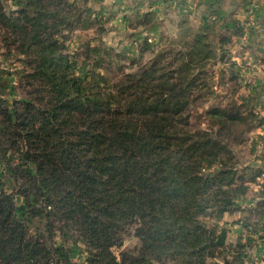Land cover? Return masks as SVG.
Wrapping results in <instances>:
<instances>
[{
    "label": "trees",
    "instance_id": "16d2710c",
    "mask_svg": "<svg viewBox=\"0 0 264 264\" xmlns=\"http://www.w3.org/2000/svg\"><path fill=\"white\" fill-rule=\"evenodd\" d=\"M53 2L60 7L14 0L11 9L0 0V28L23 55V77L38 95L8 103L0 94V264H74L71 239L85 244L82 264H194L208 234L201 217L243 210L237 199L261 174L240 167L231 147L243 139L237 127L261 125L247 124L254 115H244V102L208 109L206 129L190 122V105L212 86L211 70L226 52L200 31L170 60L174 50L165 48L142 63L151 46L144 39L140 56L112 50L121 76L110 90L89 86L74 74V57L105 46L68 53L64 35L79 23L88 27L80 6L87 1ZM150 22L147 14L139 21ZM94 59L92 78L101 76L103 57ZM132 226L139 247L118 258L113 250Z\"/></svg>",
    "mask_w": 264,
    "mask_h": 264
},
{
    "label": "rangeland",
    "instance_id": "374dc122",
    "mask_svg": "<svg viewBox=\"0 0 264 264\" xmlns=\"http://www.w3.org/2000/svg\"><path fill=\"white\" fill-rule=\"evenodd\" d=\"M53 1L43 0L49 8L58 9L60 6ZM70 1L83 3V0ZM86 1V4L80 6L86 8L82 18L89 24L88 27L84 28L83 24L79 23L73 29L64 31V35L68 53L81 52L87 44L96 46L101 42V46H105L106 51L98 55L91 54L87 59L83 54L74 57L78 62L74 74L89 86L110 90L113 82L121 76L112 50L120 52L126 58L140 56L139 47L144 39H147L151 46L141 54L142 63L151 60L157 50L165 48L174 50L167 55V59L170 60L186 40L200 31L205 32V40L210 39L224 49L225 62L218 61L211 70L212 86L197 93L199 97L190 105L188 112L190 122L194 128L206 129L209 126L206 115L208 109L215 106L227 107L230 102L236 104L244 102L242 108L244 115H254L252 117L248 115L247 124L261 121V125L246 132H244L246 124L237 127L238 131L243 130V139L238 144L233 143L231 147L240 167L252 165L261 174L249 185L247 195L237 199L243 210L224 213L220 217L212 215L201 217L208 229L205 242L208 241L209 236L215 239L223 227L227 230L226 240L223 245L206 249L202 259H194L193 262L194 264H264V45L261 44L257 49L255 45L252 49V44L258 43L256 38L259 36L257 0L243 1V13L237 17L229 14L218 16L215 12L208 14L207 19L202 23V28L188 25L189 20H194L190 17H193L198 0H184V2L182 0L185 5L180 11L184 12V16L179 18V28H175L176 24L172 27L166 16L160 18L156 12V2L150 0ZM163 1L165 3L168 1L167 9H171L172 0ZM5 3L11 9H16L14 0H5ZM146 14L151 20L148 26L139 23L140 18ZM250 17L254 20L252 24L249 23ZM220 38L225 41L220 43ZM15 46L12 39H8L0 28V94L5 96L8 103L13 99L37 101L38 95L32 92L23 77V69H26L23 63L24 57L18 53ZM255 49L256 57L252 58ZM101 55L102 66L98 68L101 76L96 74L92 78L90 69L95 63L94 57L98 58ZM127 60L129 59H124V62ZM10 184L9 178L6 179V188L13 192ZM20 200L17 198L16 201L19 203ZM37 225V220L31 222L28 233L33 234ZM133 228L134 226L130 227V234L124 238L123 245L114 248L113 251L118 258L122 251H134L139 247V241L133 235ZM71 242L70 259L74 264H82L88 254L85 244L82 239H71ZM56 243L60 244L59 238L56 239ZM154 264L183 263L181 258H176L164 263L154 261Z\"/></svg>",
    "mask_w": 264,
    "mask_h": 264
},
{
    "label": "crops",
    "instance_id": "0c3cea01",
    "mask_svg": "<svg viewBox=\"0 0 264 264\" xmlns=\"http://www.w3.org/2000/svg\"><path fill=\"white\" fill-rule=\"evenodd\" d=\"M153 2H156L157 5V15L162 18L166 16L168 20L172 23V27L174 24H176L175 28H179L180 24L179 18L180 16H184V12L181 13L180 9L185 5L182 3V0H172V7L171 9H167V3H165L163 0H150ZM181 3L179 4V2ZM245 0H198V3H196L195 10L193 17H190L194 20H189L190 26H193L194 28H202L203 21L207 19L208 14H211L212 12H215L218 14V16H227L228 14L231 16L237 17L240 16L242 11V4ZM184 2V0H183ZM258 3V9L256 11L257 17H258V23H259V30H258V38H256V42L252 44V49H254L256 45V49L258 46H261V44L264 45V0H257ZM159 8V9H158ZM196 18V19H195ZM262 42V43H261ZM260 43V44H259ZM252 54V58H255L256 51ZM257 87V86H255ZM258 88V87H257ZM257 91V89H256Z\"/></svg>",
    "mask_w": 264,
    "mask_h": 264
},
{
    "label": "water",
    "instance_id": "95a60500",
    "mask_svg": "<svg viewBox=\"0 0 264 264\" xmlns=\"http://www.w3.org/2000/svg\"><path fill=\"white\" fill-rule=\"evenodd\" d=\"M227 230L225 227L221 228L220 233L214 239L212 236H209L208 241L196 248L197 251H203L209 249L210 247L223 245L226 240Z\"/></svg>",
    "mask_w": 264,
    "mask_h": 264
},
{
    "label": "built area",
    "instance_id": "2783aa9c",
    "mask_svg": "<svg viewBox=\"0 0 264 264\" xmlns=\"http://www.w3.org/2000/svg\"><path fill=\"white\" fill-rule=\"evenodd\" d=\"M252 7H253V4L251 5ZM253 10L251 9V12H252ZM254 22V20L250 17V20H249V23H253Z\"/></svg>",
    "mask_w": 264,
    "mask_h": 264
}]
</instances>
